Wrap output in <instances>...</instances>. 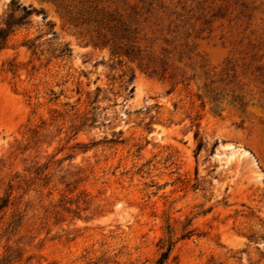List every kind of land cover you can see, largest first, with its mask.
<instances>
[{
  "label": "rangeland",
  "instance_id": "374dc122",
  "mask_svg": "<svg viewBox=\"0 0 264 264\" xmlns=\"http://www.w3.org/2000/svg\"><path fill=\"white\" fill-rule=\"evenodd\" d=\"M13 1L0 264H264V0Z\"/></svg>",
  "mask_w": 264,
  "mask_h": 264
},
{
  "label": "trees",
  "instance_id": "16d2710c",
  "mask_svg": "<svg viewBox=\"0 0 264 264\" xmlns=\"http://www.w3.org/2000/svg\"><path fill=\"white\" fill-rule=\"evenodd\" d=\"M12 7L14 11H23V14H21L18 18L14 16L15 13L9 15V19L6 20V28H0V51L4 48L6 45L7 39L9 37V34L14 31L15 27H21L24 24H26V20L36 12V10L28 7H22L20 5H17L16 2H12ZM134 91V88H132L131 92ZM8 205V199L3 200L0 203V212L3 211V209ZM192 236V232L187 231L183 234L181 239L188 238ZM161 244V255L158 257L155 264H168L169 258L172 255L174 246L176 244V241H174L171 237H168L166 239H162L160 241Z\"/></svg>",
  "mask_w": 264,
  "mask_h": 264
}]
</instances>
